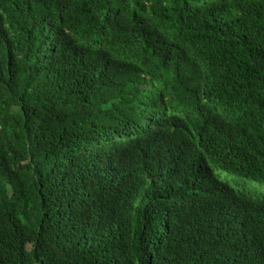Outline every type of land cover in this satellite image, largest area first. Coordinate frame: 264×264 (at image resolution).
<instances>
[{
	"label": "trees",
	"instance_id": "1",
	"mask_svg": "<svg viewBox=\"0 0 264 264\" xmlns=\"http://www.w3.org/2000/svg\"><path fill=\"white\" fill-rule=\"evenodd\" d=\"M0 264H264V0H0Z\"/></svg>",
	"mask_w": 264,
	"mask_h": 264
},
{
	"label": "rangeland",
	"instance_id": "2",
	"mask_svg": "<svg viewBox=\"0 0 264 264\" xmlns=\"http://www.w3.org/2000/svg\"><path fill=\"white\" fill-rule=\"evenodd\" d=\"M230 175V177H232L231 179H233L234 178V176L233 175H231V174H229ZM238 179H240V178H238Z\"/></svg>",
	"mask_w": 264,
	"mask_h": 264
}]
</instances>
